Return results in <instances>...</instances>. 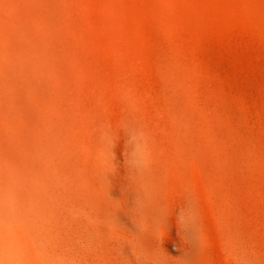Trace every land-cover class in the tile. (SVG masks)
Here are the masks:
<instances>
[{"label": "rangeland", "instance_id": "rangeland-1", "mask_svg": "<svg viewBox=\"0 0 264 264\" xmlns=\"http://www.w3.org/2000/svg\"><path fill=\"white\" fill-rule=\"evenodd\" d=\"M0 243L264 264V0H0Z\"/></svg>", "mask_w": 264, "mask_h": 264}, {"label": "bare ground", "instance_id": "bare-ground-1", "mask_svg": "<svg viewBox=\"0 0 264 264\" xmlns=\"http://www.w3.org/2000/svg\"><path fill=\"white\" fill-rule=\"evenodd\" d=\"M8 170H9V169H8ZM51 209H52V208H51ZM18 215H19V214H18ZM18 215H15V216H18ZM44 215H45V214H44ZM18 217H19V216H18ZM20 219H21V218H20ZM16 220H17V218H16ZM16 220H15V221H16ZM21 220H22V219H21ZM23 220H24V219H23ZM11 221H12V218H11ZM17 221L20 222L19 219H18ZM23 223H24V221H23ZM23 223H22V224H23ZM18 224H19V223H18ZM18 224H17V225H18ZM26 224H27V223H26ZM6 226H7V225H6ZM22 226H23V225H22ZM31 226H32V225H31ZM34 227H35V226H34ZM34 227H33V228H34ZM6 228H7V227H6ZM18 228H19V227H18ZM28 228H29V227H28ZM36 228H38V227H36ZM7 229H8V230H9V229L11 230L12 227H10V225H8V228H7ZM23 229H24V228H23ZM10 230H9V231H10ZM20 230H21V229H20ZM28 230H29V229H28ZM6 231H7V230H6ZM26 231H27V230H26ZM3 232H4V231H3ZM19 233H21V231H20ZM12 234H13V233H12ZM12 234H11V235H12ZM5 235H6V234H5ZM11 235H10V236H11ZM30 235H31V234H30ZM10 236H9V237H10ZM24 236H25V235H24ZM7 240H8V239H7ZM7 240H6V242H7ZM28 240H29V239H28ZM31 241H32V240H31ZM9 242H10V241H8V244L11 245ZM25 242H26V241H25ZM18 243H19V242H18ZM0 244H1V243H0ZM29 244H30V242H29ZM35 244H36V243H35ZM3 245H4V244H3ZM6 245H7V244H6ZM31 245H32V244H31ZM27 246H28V245H27ZM29 247H30V246H29Z\"/></svg>", "mask_w": 264, "mask_h": 264}]
</instances>
